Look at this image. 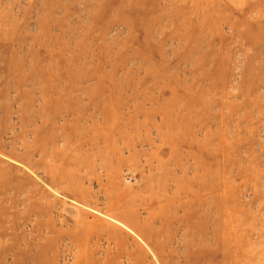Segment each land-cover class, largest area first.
Returning <instances> with one entry per match:
<instances>
[{
  "label": "rangeland",
  "instance_id": "374dc122",
  "mask_svg": "<svg viewBox=\"0 0 264 264\" xmlns=\"http://www.w3.org/2000/svg\"><path fill=\"white\" fill-rule=\"evenodd\" d=\"M0 264H264V0H0Z\"/></svg>",
  "mask_w": 264,
  "mask_h": 264
},
{
  "label": "bare ground",
  "instance_id": "6f19581e",
  "mask_svg": "<svg viewBox=\"0 0 264 264\" xmlns=\"http://www.w3.org/2000/svg\"><path fill=\"white\" fill-rule=\"evenodd\" d=\"M114 196L113 195H111L110 196V199H111V201H112V203H113V205L114 206H116L117 208L120 206V207H122V205H125V201L124 200H122L121 198H113ZM87 202H88V200H86ZM121 212H122V210H121V208L119 209V211L116 213V217H118V219H122V217L123 216H121ZM76 214V213H75ZM126 219V218H125ZM84 223V221L82 220V219H80L78 222H77V225L79 224V225H82ZM126 223V222H125ZM93 228H94V226H91V231L93 230ZM98 235H100V234H98ZM99 237V236H98Z\"/></svg>",
  "mask_w": 264,
  "mask_h": 264
}]
</instances>
